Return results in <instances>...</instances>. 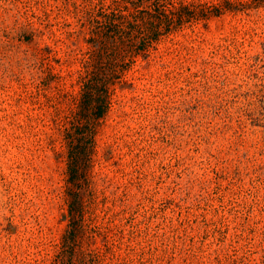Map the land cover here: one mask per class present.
Masks as SVG:
<instances>
[{"label": "rangeland", "instance_id": "obj_1", "mask_svg": "<svg viewBox=\"0 0 264 264\" xmlns=\"http://www.w3.org/2000/svg\"><path fill=\"white\" fill-rule=\"evenodd\" d=\"M183 1L220 11L135 58L72 190L67 131L116 0H0V264H264V0Z\"/></svg>", "mask_w": 264, "mask_h": 264}, {"label": "trees", "instance_id": "obj_2", "mask_svg": "<svg viewBox=\"0 0 264 264\" xmlns=\"http://www.w3.org/2000/svg\"><path fill=\"white\" fill-rule=\"evenodd\" d=\"M219 11L214 5L189 4L183 0H116L108 10L100 12L93 21L90 38L93 47L81 77L80 109L67 131L72 190L91 165L92 138L99 120L110 109L115 86L125 83L124 74L135 58L184 23ZM86 138L90 142L83 144ZM72 193L76 195V191ZM74 201L73 207L78 203Z\"/></svg>", "mask_w": 264, "mask_h": 264}]
</instances>
